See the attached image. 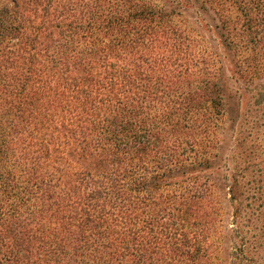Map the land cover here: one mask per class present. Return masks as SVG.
<instances>
[{
	"label": "trees",
	"instance_id": "1",
	"mask_svg": "<svg viewBox=\"0 0 264 264\" xmlns=\"http://www.w3.org/2000/svg\"><path fill=\"white\" fill-rule=\"evenodd\" d=\"M261 67L264 0H0V264H202L222 204L259 264Z\"/></svg>",
	"mask_w": 264,
	"mask_h": 264
},
{
	"label": "rangeland",
	"instance_id": "2",
	"mask_svg": "<svg viewBox=\"0 0 264 264\" xmlns=\"http://www.w3.org/2000/svg\"><path fill=\"white\" fill-rule=\"evenodd\" d=\"M171 0H158L159 5H167ZM255 64V61L253 62ZM260 72H264V67H261L258 69ZM230 75V73H228ZM258 78H263L264 75L257 76ZM231 83V85L234 84V80L230 77H227ZM261 87V93H252V103L259 99L260 97L262 99V107H261V113L262 118L260 121L259 126L257 127V130L254 131L249 138L246 137V134L244 133V130L242 131L243 140L242 143L244 145L245 151L249 152L250 149L257 150V155L253 156L251 154L248 156L250 160H254L255 163H258V166H255L256 170L261 169L264 162V80L260 82ZM261 95V96H260ZM246 97V96H245ZM244 97V98H245ZM227 106L225 108V113L223 120L220 122L221 126L224 127H231L233 122L232 120L236 119V115L238 113L237 108V99H235L233 106L232 100H226ZM229 102V105H228ZM244 104L246 105L248 102V99H244ZM245 108V107H244ZM256 109V108H253ZM240 124V122H239ZM238 128V126H237ZM237 130V129H236ZM247 131V128L246 130ZM230 133L231 140L228 144V147L226 149V162L225 165V172L226 174H232L233 170V163H232V151L236 148V141L238 139V134ZM235 138V139H234ZM223 203V201H222ZM221 203V204H222ZM218 207H216V213L211 216L210 224L207 229V240H206V249H207V259L202 264H235V262L238 261V250L241 248V235L236 231V227L233 224L234 220L232 219V209L228 206H224L222 204V207H220V210H218ZM243 234V233H242ZM247 250V247L244 248ZM264 248L261 251V254L264 256ZM258 255L253 256V261L260 260V257ZM252 261V262H253ZM259 264H264V258L261 259Z\"/></svg>",
	"mask_w": 264,
	"mask_h": 264
}]
</instances>
